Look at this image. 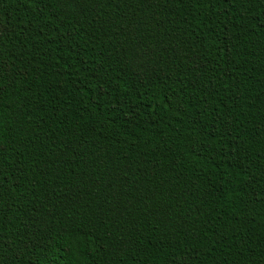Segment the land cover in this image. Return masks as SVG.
Instances as JSON below:
<instances>
[{
    "label": "trees",
    "instance_id": "trees-1",
    "mask_svg": "<svg viewBox=\"0 0 264 264\" xmlns=\"http://www.w3.org/2000/svg\"><path fill=\"white\" fill-rule=\"evenodd\" d=\"M0 264H264V0H0Z\"/></svg>",
    "mask_w": 264,
    "mask_h": 264
}]
</instances>
